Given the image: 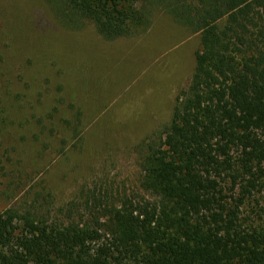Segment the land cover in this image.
I'll return each instance as SVG.
<instances>
[{"label":"trees","instance_id":"16d2710c","mask_svg":"<svg viewBox=\"0 0 264 264\" xmlns=\"http://www.w3.org/2000/svg\"><path fill=\"white\" fill-rule=\"evenodd\" d=\"M53 1L65 22L88 21L106 41L146 32L160 12L198 32L200 45L169 121L138 144L146 195L87 190L61 207L49 192L24 195L0 208V264H264V0ZM13 70L0 52L9 185L22 176L9 135L32 118L52 132L46 121L56 114L25 108L27 87L14 88Z\"/></svg>","mask_w":264,"mask_h":264},{"label":"rangeland","instance_id":"374dc122","mask_svg":"<svg viewBox=\"0 0 264 264\" xmlns=\"http://www.w3.org/2000/svg\"><path fill=\"white\" fill-rule=\"evenodd\" d=\"M58 10L53 0H0V52L13 61L14 88L27 87L25 108H39L36 116L56 110L46 121L52 132L41 133L33 118L15 124L6 143L22 176L9 185L0 171V208L48 192L53 207L87 190L145 196L138 144L169 121L193 71L199 33L160 12L146 32L106 41L92 23L72 25Z\"/></svg>","mask_w":264,"mask_h":264}]
</instances>
